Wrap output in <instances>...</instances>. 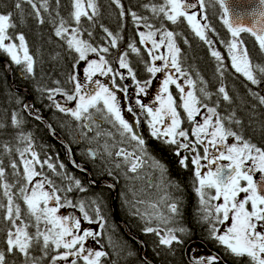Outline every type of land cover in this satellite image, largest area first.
Segmentation results:
<instances>
[{"label":"snow or ice","instance_id":"obj_1","mask_svg":"<svg viewBox=\"0 0 264 264\" xmlns=\"http://www.w3.org/2000/svg\"><path fill=\"white\" fill-rule=\"evenodd\" d=\"M23 3L31 6L40 24L45 22L42 12L51 16L48 0H16L15 9L22 11ZM56 3L59 6L60 0H56ZM111 3L120 9V17L126 15L121 0H111ZM213 3L221 10L220 19L230 35L229 39L220 40L226 48V57L217 50L214 40L208 35L215 34V29L207 22L206 0H159L158 3L150 0L142 6L151 13L150 17L136 12L128 13L137 29L141 26L146 29L138 31L137 35L139 45L144 46L143 51L147 53V59L141 55L142 49L136 42H129L127 50L118 51L110 62L107 56L111 49L119 48L120 34L101 25L105 34L101 37L104 43H92L91 28L96 26V18L99 16L96 0H70L69 15L63 17L57 11L50 23L54 26V35L63 41L70 53H75L73 69L81 61L86 64L83 69L86 82L81 83L75 73H70L68 82L73 85L72 91L59 87L49 89L48 98L56 109L77 121L82 118L90 119L92 110L100 113L104 120L117 127L123 138L121 143L127 141L133 149L129 151L120 147L113 153L105 144L108 156L122 158L130 165L128 171L132 173H136L146 160L151 159V166L159 169L163 176L166 173L165 166L149 157L145 139L135 131L136 125L140 123L135 109L127 107V112L135 119V123L122 115V104L117 94L124 93L129 101L130 97L128 87L116 80L117 77L121 81L130 77L136 85V95L139 96L146 95L153 79L157 74H162L163 79L160 80L155 96L158 106H149L140 99L135 102L141 112L146 113L151 136L158 140L163 138L164 144L174 145L178 163L185 169L188 167V157L182 155V150L194 154L191 164L194 166L193 188L199 205L197 214L199 222L208 227L209 237L222 246L227 254L246 261V264H264V149L232 129L231 124L240 125L241 121L234 113L221 115L219 99L214 105L206 102L211 101L213 93L208 91L207 82L199 73L194 79L182 67L181 48L176 41L180 33L167 27V23L176 25L186 22L195 36L208 46L221 77L230 66L235 74L242 76L251 85L259 86L264 83V63L253 60L242 34L251 35L261 53H264V0H257L247 13L250 17L248 24H245L241 13L231 10L228 0H213ZM12 16L11 12L0 13V52L6 54L16 65L22 66L28 74H33L35 60L30 54L24 34L10 31L16 28ZM85 20L90 27L84 26ZM152 20L158 21V25L152 23ZM85 33L88 39L84 38ZM184 43H188L187 39ZM131 54L140 57L149 79H137L129 60ZM92 55L97 59H91ZM157 61L161 64L157 65ZM112 63H117L119 69H125L127 77L120 71H114ZM110 74V86L99 79H93L97 75ZM180 78H183V83H178ZM197 80L202 85L198 89ZM89 85L93 87L90 88ZM171 85H175L179 93V103L170 91ZM54 94L63 95L66 101L74 102L75 107L62 106L53 99ZM249 94L264 105V95L252 92L251 89ZM215 95L231 103L225 86L221 85ZM202 109L205 111L202 112ZM35 118L40 119L39 116ZM185 119L191 125L190 130L182 127ZM11 123L13 127L20 128L22 120L18 114L13 113ZM96 135L100 136L101 133L97 132ZM190 136L195 139H190ZM229 138L235 142L228 144ZM17 140L22 145L15 148L19 159L9 162L14 181L8 180L6 169L0 161V234H3L4 245L0 249V264H8V257L16 255L23 257V264H104L108 253L88 245L89 240L99 244L98 237L103 235L106 227L100 202L93 199L86 204L82 200L71 199L69 194L74 190L85 191L81 180L69 176L63 163L59 164V169L63 171H58L50 158L41 159L33 147L31 134L21 132ZM197 146L203 148L202 155ZM2 148L9 155L13 152V148L7 143ZM89 155L95 157L96 153L89 151ZM221 161L227 163L221 164ZM248 162L251 163L250 167H246ZM72 163L75 167H80L75 161ZM45 166L61 179L60 184L44 171ZM120 166L119 163L115 165L116 168ZM202 169L207 171L202 172ZM254 173L259 174V180L254 179ZM109 175L112 173L109 172ZM63 181H67V184ZM168 199L167 195L162 197L170 215L159 211L141 213L139 208H136L134 214L140 215L142 219L147 216L143 231L154 234L159 246L171 249L173 244H183L182 237L189 235L191 230L177 224L176 217L180 214L178 202H167ZM143 203V200L135 201V204ZM150 207L156 210L158 205L153 203ZM64 209L78 210L79 216L64 214ZM153 217L164 227L150 226ZM93 223L98 225V231L84 226ZM169 224L177 226L169 227ZM224 225L226 227L223 229L218 227ZM219 260L217 255L205 258L193 252L189 264H205V261L206 264H218Z\"/></svg>","mask_w":264,"mask_h":264},{"label":"trees","instance_id":"obj_2","mask_svg":"<svg viewBox=\"0 0 264 264\" xmlns=\"http://www.w3.org/2000/svg\"><path fill=\"white\" fill-rule=\"evenodd\" d=\"M48 2L51 9V16L47 12H42L45 22L40 24L35 18L29 4L23 3L21 11L14 7L16 0H0V13H13L12 20L13 23L16 24V28L10 31H14L15 33L22 32L24 34L30 54L33 55L35 60L34 73L28 74L23 68L21 70L20 67L12 63L7 55L0 52V125H2L0 126V161H2L6 169L8 180H15L9 162L12 159H19L18 154L15 152L17 146L22 147L17 140L18 134L21 132L25 135L31 134L33 147L41 159L50 158L52 163L57 166L58 171H63L59 169V164L63 163L69 176H74L76 179L81 180L86 192L84 194L85 201L88 203L96 199L100 202L105 219L111 221L113 223L111 224V228L115 229V231L119 232L121 235L118 243L115 242V244H118L115 247L117 253H113L118 260H121L122 264H184L181 257V252L184 248L179 244H173L171 249L159 246L158 238L154 234L145 233L143 231L146 226L147 216L142 219L140 215L134 214L136 208H139L141 213L159 211L164 215H170L167 203L162 200V197L166 195L169 197L167 202H172L173 200L178 202L180 214L176 217L177 224L191 230L189 235L184 236V239L192 238L193 240H204L205 242H203L207 244H204V246H206L205 248L211 250L212 246H215L214 244L217 242H211V246L208 244V227L204 223L199 222L198 219L197 209L199 205L198 198L193 188L194 179L192 176H194V168L191 166V160L188 159V167L186 169L181 167L178 163L179 158L174 154V145H172L173 148L171 145L164 144L160 140H154L149 136L146 113H142L141 109L135 103L139 96L136 95V89L128 87L129 77L123 81L117 77L116 80L117 83H124L128 87L130 101L129 99H125L128 106L135 109L140 120L138 131L146 141L149 157L160 161L166 168V173L163 176L159 169L151 166V159H148V161H150L149 168L140 175L138 180L135 179L132 172L128 171L129 164L122 161L120 164L119 160L122 159L114 155L108 156L105 151V144L108 145L109 150L113 153H115L114 150L116 146L119 145L111 141L109 135L107 138L106 129L103 131L102 137L98 139L84 137L82 138L83 142L78 144L73 133L74 127L71 124L70 118L54 110L55 106L52 100L48 98V90L59 87L69 92L72 91L73 85L68 82V76L70 73L75 72V69H73V64L75 63L73 57L75 53H70L63 41L54 35V26L50 23L52 17L56 16L57 11L63 17L69 15L70 0H60L59 6H57L56 0H48ZM96 2L99 8V16L96 18V26L91 28L93 31L91 42L94 44L104 43L101 39V37L105 35L101 29V25H103L113 33H119L121 37L118 41L119 48L111 49L110 55L107 56L110 62L114 60L118 51L127 50L129 42H136L137 46L142 49L141 55L144 59H147L146 51H143V46H140L138 43V29L134 25L131 15L128 13L136 12L138 15L150 17L151 13L142 7L143 4L149 3L150 0H121V4L126 12L124 17H120V9H118L115 4L111 3V0H96ZM155 2L158 3L159 0H155ZM206 3L207 22L215 29V34L209 33L208 35L214 40L217 50H220L222 55L226 57V48L220 43V40H227L230 38V35L227 33L224 26H221L222 22L216 21L219 14L221 15V10L218 5L213 3V0H206ZM151 22L157 25L159 23L156 20H152ZM83 24L85 27H90L89 22L86 20L83 21ZM167 27L176 33H180V35L176 37V41L181 48L182 67H184L194 79L196 78V74L199 73L207 82L208 91L213 93L211 101L206 102L214 105L219 99V111L221 115L234 113L235 117L241 121L240 125L231 124L230 126L232 129L241 134L244 139L264 149V105H261L257 99H254L252 95L249 94V89H251L252 92H258L260 95H264V83L259 86L251 85L242 76L235 74L230 66L224 73V76L221 77L219 73H217V62L210 55L208 46L195 36L186 22H181L176 25L167 23ZM217 36L219 39H217ZM84 38L88 39L86 33ZM242 38L246 42L253 60L264 63V53H261L258 46H256L254 38L247 33L242 34ZM185 39L188 41L187 44L184 43ZM129 60L137 75V79L143 81L145 76H147L148 79L150 78L149 74L145 72V66L141 62L140 57L131 54ZM4 61L9 64L12 69V79L15 88L28 89L31 95L32 108L48 120L49 124L60 138L64 139L66 135V137L70 139L68 141L72 147H70L72 154L76 162L87 164L82 167L87 169L90 168L89 170L91 178L94 181V187L88 183V177L86 175L71 168L67 160L65 148L51 138L45 126L25 114L23 104L26 101V97L18 94L11 88ZM112 67L114 71L119 70L127 77V71L125 69H119L117 63H112ZM159 79H163L162 74H159ZM159 83L153 80L149 89V96H146L147 105L149 106L155 104V96L159 89ZM221 85L226 87L231 97V103L225 102L222 98L215 95L217 89ZM201 86L199 80H197V89ZM170 91L177 100V103H179V93L177 89L171 85ZM55 95L56 94L53 96L54 100ZM180 111L182 112V109H180ZM13 113L18 114V117L22 120L20 128L12 126L11 116ZM97 114L100 115V113ZM182 127L190 130L191 126L187 124L185 119ZM107 131L110 133L109 130ZM5 143L13 148L11 155L3 151L2 145ZM122 146L126 148L124 143H122ZM87 148L94 150L96 153L94 159L91 160L88 157L86 153ZM116 163L121 165L120 168L115 167ZM143 168L144 166L142 169ZM44 171L51 178L56 180L58 184L62 182L61 179L57 177L55 173L51 172V170H48L46 166ZM109 172H111L112 175H109ZM103 180L110 181L115 185L114 213L117 216V221L124 224L126 233L122 227H119L113 222V216L110 214L112 193L108 188L98 186ZM123 181L126 185L122 184ZM63 183L66 185L67 181H63ZM176 185H179V187L177 188ZM131 195H133V199ZM141 196L142 200L150 202V205L156 203L158 208L153 210L149 205L135 204V200L140 199ZM134 204L135 207L133 206ZM0 215H2V213H0ZM177 224H169L168 226L174 227L177 226ZM150 226L164 227V225L160 224L154 217ZM131 237L138 239L140 243L134 241ZM2 241L3 234H0V249L4 247ZM219 247L222 249L221 246ZM143 248L144 258L142 259L140 251ZM154 255H158V259L154 258ZM12 259L16 260L21 258L16 255L12 256Z\"/></svg>","mask_w":264,"mask_h":264},{"label":"flooded vegetation","instance_id":"obj_3","mask_svg":"<svg viewBox=\"0 0 264 264\" xmlns=\"http://www.w3.org/2000/svg\"><path fill=\"white\" fill-rule=\"evenodd\" d=\"M145 72H146V70H145ZM148 74V73H147ZM148 79V77L147 76H145L144 77V79H143V81L144 80H147ZM130 80L132 81V79L130 78ZM130 80H129V84H130ZM134 89H136V85H135V83H134ZM67 117L68 118H70V121L72 122L71 124H72V126L74 127V130H73V133H74V135H75V137H76V142L78 143V144H80V143H82L83 141H82V138H84V137H88V138H92V139H98V138H100V137H102L103 136V131L105 130L104 128H109V129H111L112 131H114L115 130V128H113L112 126H111V124L110 123H108V122H105L104 120H103V117L101 116V114L100 115H98L97 113H91V118L90 119H83V121H84V125L82 124V122L81 121H77V120H75L74 118H72V117H70L69 115H67ZM96 122L101 126V128H97L96 127ZM85 125H88L90 128H91V131H89V127H85ZM147 130H148V133H149V130H150V128L147 126ZM97 132H99V133H101V135L100 136H97L96 134H97ZM137 133H138V135H140V132L138 131V129H137ZM61 136V135H60ZM141 136V135H140ZM149 136H150V134H149ZM61 137H63V136H61ZM64 138V137H63ZM67 142H68V144L70 145V143H69V141L68 140H70L69 138H67L66 136H65V138H64ZM152 139H154V140H158V139H156L155 137H152ZM160 141H162V139H159ZM131 143H134V142H131ZM70 147H71V145H70ZM72 148V147H71ZM198 148H200V146H198ZM119 149V148H118ZM117 149V150H118ZM129 151H132L133 149H132V147H131V144H130V149H128ZM89 151H92V152H94V150H92V149H90V148H87V150H86V153L88 154V157L92 160V158L90 157V155H89ZM118 158V157H117ZM120 159H122V158H120ZM188 159H190V158H188ZM191 160V159H190ZM85 162V161H84ZM149 162L150 161H148V160H146L144 163H143V165H142V167L144 166V168L142 169V167H140L138 170H137V172L136 173H132V175L135 177V179H137L138 180V178H140V175L147 169V168H149V166H150V164H149ZM79 163V162H78ZM221 164H226L227 163V161H221L220 162ZM81 166H85V165H87V164H83V163H79ZM130 166V165H129ZM191 166H193L192 164H191ZM214 167V166H213ZM247 167V166H246ZM85 168V167H84ZM193 168H194V166H193ZM90 169V168H89ZM194 172V171H193ZM192 178L194 179V176H192ZM254 179H257V180H259V174L258 173H254ZM88 183H89V178H88ZM93 187V186H92ZM86 192L84 191V192H80V191H73L71 194H69V196H70V198L71 199H73V200H76V201H80V200H82V201H84L86 204H87V202L85 201V196H84V194H85ZM111 210H112V207H111V209H110V214L113 216V222L115 223V224H117L119 227H121V225H120V223L117 221V219L115 218V216H114V213L112 214V212H113V210H112V212H111ZM63 212H64V214H75V215H77V216H79V213H78V210H73V209H64V210H62ZM103 214V213H102ZM104 215V214H103ZM111 224H113L111 221H109V220H107L106 219V227H105V229H104V232H103V235L101 236V237H98V240H99V244H95L92 240H89L88 241V245L89 246H91V247H95V248H97V249H100V250H103V251H105V252H107L108 253V255H107V257L106 258H104V264H122L121 263V260H118L116 257H115V255H114V253L113 252H116V250H115V247L118 245V244H115V242L116 243H118V240H120V233L119 232H116L115 231V229H113V228H111ZM85 227H88V228H91L92 230H94V231H98L99 230V227H98V225L97 224H95V223H93V224H91V225H89V224H85L84 225ZM132 239H134L133 237H131ZM183 239H184V237H182ZM206 239V238H205ZM207 240H208V244L210 245V243L211 242H213V241H215V240H213V239H211L210 237H209V235H208V238H207ZM204 241V240H203ZM201 239H192V238H188V239H184V243L183 244H179V245H181L182 246V248H184L183 250H182V252H181V257H182V260H183V262H184V264H188V262H186L185 260H184V254H185V250L186 251H188V247H190V249H189V251H188V255H189V260H190V257L192 256V254H193V252L196 254V253H199L200 251L201 252H203V254L202 255H200V256H202V257H207V256H209V255H217V256H219L220 257V260H219V262H218V264H246V261H242V260H239L238 258H235V257H233V256H231V255H229V254H227L226 252H225V250H224V248L222 247V249L218 246V244L217 243H215L214 245L215 246H212V249L211 250H207V248H205L206 246H204V244L205 245H207L206 243H204ZM197 242H200V243H202L203 244V246H202V249H199L198 248V246H197ZM175 245V244H174ZM211 246V245H210ZM168 249V248H167ZM211 252H212V254H211ZM117 253V252H116ZM140 253H141V251H140ZM35 255H39V253H34ZM19 256V255H18ZM21 259H16V260H14V259H12V256H9L8 257V263H12V264H23V257H21V256H19ZM154 258H156V259H158V255H154ZM160 258V257H159ZM13 260V261H12ZM129 264H135V263H129ZM205 264H206V261H205Z\"/></svg>","mask_w":264,"mask_h":264},{"label":"rangeland","instance_id":"obj_4","mask_svg":"<svg viewBox=\"0 0 264 264\" xmlns=\"http://www.w3.org/2000/svg\"><path fill=\"white\" fill-rule=\"evenodd\" d=\"M193 1V0H192ZM197 11H198V9H197ZM220 14H219V16L217 17V20L216 21H221V19H220ZM222 22V21H221ZM221 26H223V24L221 25ZM138 31H146V29H144L143 27H140L139 29H138ZM140 46H142V45H140ZM144 47V46H143ZM148 47H150V45H148ZM161 52H164V49H161ZM6 55V54H5ZM90 58L91 59H97V57H95L94 55H92V56H90ZM157 63V65H159V64H161V62L160 61H157L156 62ZM84 67H86V64L83 62V61H81L80 62V64L75 68V74L78 76V79L80 80V82L81 83H85L86 81L84 80V73H83V69H84ZM119 71V70H118ZM121 72V71H120ZM130 78V77H129ZM93 79H99L102 83H107L109 86L111 85V74L109 75V76H100V75H97L96 77H94ZM153 80H156L158 83L160 82V79H159V74H157V77L156 78H154ZM129 82V81H128ZM178 83H183V78H180V79H178ZM121 84V83H120ZM123 85H125L124 83H122ZM159 85V84H158ZM155 86V85H154ZM174 86V88H175V85H173ZM89 87L91 88V87H93L92 85H89ZM128 87L129 88H134V82L133 81H131L130 80V84H128ZM151 87V86H150ZM150 89V88H149ZM149 89L147 90V94L145 95V94H141V95H139V97H138V99H140L141 100V102L142 103H144V104H148V102H147V99H146V96H149ZM118 98H120V100H121V104H122V115H124L125 116V118L126 119H129L130 120V122H132V123H135V119L131 116V114H129L128 112H127V107H128V103H127V101H126V99H125V96H124V94L123 93H119L118 92ZM55 101L56 102H58V103H60L62 106H64V107H70V108H74L75 107V104H74V102H68V101H66V98L65 97H63V96H56V98H55ZM156 106H158L156 103H155V105H154V107H156ZM205 110L204 109H202V112H204ZM197 119L199 120L200 119V117H197ZM81 122H82V124L84 125V121H83V119L82 120H80ZM188 124V123H187ZM191 126V125H190ZM96 127L97 128H101V126L96 122ZM116 129L114 130V131H112L111 129H109V128H104V129H106V132L108 133V131L107 130H109L110 131V133L112 134V135H110V140L111 141H114V142H116V143H118L119 145H117L116 146V148H115V150H114V152L115 151H117V149L119 148V147H123L122 146V143H121V141L123 140V138L120 136V133H119V131H117V127H115ZM137 129H138V125H136V127H135V131L137 132ZM139 130V129H138ZM138 134V133H137ZM107 138H108V135H107ZM162 139V141H163V138H161ZM190 139H195L194 137H191ZM127 142V141H126ZM235 141L232 139V138H229L228 139V141H227V143L228 144H232V143H234ZM172 146V145H171ZM173 147V146H172ZM198 147V146H197ZM174 148V147H173ZM201 149H202V147L200 146V148H198V151L200 152L201 151ZM174 152H175V148H174ZM201 153V152H200ZM182 155L183 156H187L188 158H190L191 159V157H192V155H194L193 153H191V152H189V151H185V150H182ZM120 161V164H121V161L122 162H124L123 161V159L122 160H119ZM125 163V162H124ZM202 163H206L205 161H202ZM246 166L247 167H250L251 166V163L250 162H248L247 164H246ZM203 171H207V169H202V172ZM122 184L123 185H126V183L123 181L122 182ZM142 196H144V195H142ZM142 196L140 197V199H138V200H142ZM131 198L133 199V195H131ZM136 201V200H135ZM144 201V203H143V205H149L150 206V202H147L146 200H143ZM122 228H124L125 226H124V224H122V226H121ZM218 227H220L221 229H223V228H225L226 227V225H224V226H218ZM135 240L134 241H136L137 242V240L138 239H136V238H134ZM197 244V246H198V248L199 249H202V246H203V244L202 243H200V242H197L196 243ZM189 249H190V247H188V251H189ZM143 251V250H142ZM141 251V252H142ZM188 251H186L185 250V254H184V260L186 261V262H188V264H189V255H188ZM197 255H202L203 254V252H199V253H196ZM211 254H212V252H211ZM144 257H142V259H143ZM61 264H62V262H61Z\"/></svg>","mask_w":264,"mask_h":264},{"label":"water","instance_id":"obj_5","mask_svg":"<svg viewBox=\"0 0 264 264\" xmlns=\"http://www.w3.org/2000/svg\"><path fill=\"white\" fill-rule=\"evenodd\" d=\"M191 2H194L191 0ZM257 0H228V4L231 8V10L234 13H241L244 16V22L245 24L249 23L250 17L247 15V13L251 10L252 7L255 6ZM4 64V63H3ZM5 68H6V74L8 77V81L9 84L11 86V88L13 90H15L18 94L24 95L26 97V101L23 104V110L25 112L26 115H29L32 119L36 120L37 122L41 123L42 125L45 126L48 134L51 136V138H53L58 144L62 145L67 153V160L69 165L71 166L72 169L86 175L93 183L94 185V181L91 178V174H90V170L87 169V171H85L75 160L72 151L69 147V145L64 141V139L60 138L59 135L56 134L55 130L51 127V125L49 124L48 121H46V119L40 115H38L35 110L31 107L32 106V100H31V95L30 92L28 91V89H16L15 85H13V79H12V71L10 69V67L6 64L5 62ZM28 106L27 108L25 106ZM39 116L40 119H36L35 117ZM92 157V156H91ZM93 158V157H92ZM72 161H75V163L77 165H79L80 167H75L72 163ZM90 183V182H89ZM91 185V184H90ZM99 187H104V188H108L111 193H112V198H111V207L113 210V213L115 212L114 210V201H115V193H116V188L115 185L113 183H111L110 181L107 180H103L102 182H100L98 184ZM115 214V213H114ZM116 219L117 216L115 215ZM121 226L123 223H120ZM124 230V232L126 233V229L125 227L122 228ZM135 240V239H134ZM138 243H140L139 240H137ZM143 251L141 252V256L144 257L143 253H144V248L142 249ZM152 264V263H149Z\"/></svg>","mask_w":264,"mask_h":264},{"label":"bare ground","instance_id":"obj_6","mask_svg":"<svg viewBox=\"0 0 264 264\" xmlns=\"http://www.w3.org/2000/svg\"><path fill=\"white\" fill-rule=\"evenodd\" d=\"M63 133V132H62ZM64 135V134H63ZM66 136V135H65ZM54 140V139H53ZM85 171H87V169L86 168H84V167H82ZM89 182H90V184H91V186H93L94 187V185H93V183H92V181L89 179ZM114 216H115V214H114ZM116 218V217H115ZM121 225V224H120Z\"/></svg>","mask_w":264,"mask_h":264}]
</instances>
